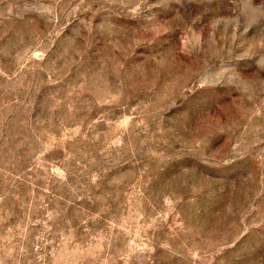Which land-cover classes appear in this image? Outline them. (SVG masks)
Here are the masks:
<instances>
[{
  "label": "rangeland",
  "instance_id": "rangeland-1",
  "mask_svg": "<svg viewBox=\"0 0 264 264\" xmlns=\"http://www.w3.org/2000/svg\"><path fill=\"white\" fill-rule=\"evenodd\" d=\"M0 264H264V0H0Z\"/></svg>",
  "mask_w": 264,
  "mask_h": 264
}]
</instances>
